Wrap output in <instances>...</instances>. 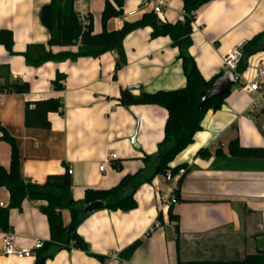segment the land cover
<instances>
[{
  "label": "crops",
  "instance_id": "1",
  "mask_svg": "<svg viewBox=\"0 0 264 264\" xmlns=\"http://www.w3.org/2000/svg\"><path fill=\"white\" fill-rule=\"evenodd\" d=\"M108 1L121 16L108 20L107 32L118 31L123 23H136L149 12L126 18L124 9L134 10L138 0H86L92 17L93 34H101L102 11ZM51 0H0V31H10L13 52L0 46V88L22 82L29 85L26 95L0 93V165L9 171L11 148L1 140L3 131L11 136L19 151L20 177L25 183L44 185L47 176L71 171L72 199L84 198L85 191H109L127 175L142 170V157L153 155L164 137L167 111L158 106L119 104L120 92H172L184 89L178 50L166 37L151 39L152 30L138 29L123 42L124 62L116 72L117 54L107 52L74 62H47L38 69L28 67L22 55L30 45H46L49 34L41 26L39 10ZM183 1H175L166 11L167 23L180 21ZM181 22V21H180ZM192 47L189 54L200 76L210 81L222 73L223 57L243 42L247 44L264 30V0H215L198 10L191 24ZM77 47H57V52H73ZM248 66L264 71L261 53L249 58ZM247 66V67H248ZM61 75L63 90L53 83ZM115 75V78L113 76ZM242 82L232 88L219 111H208L201 130L192 143L179 153L171 169L184 166L185 173L173 180L163 176L141 187L134 199L135 210L123 213L101 210L87 217L76 231L90 253L107 259L101 263L83 251L57 252L46 264H186L194 261H243L264 249V160L233 158L229 145L238 141L243 148H264L261 113L250 112V97ZM138 87V89H135ZM50 99L60 100L59 113H49L48 130L25 128V106ZM3 130V131H2ZM135 138V148L131 139ZM200 152H205L200 154ZM119 162L117 172L112 164ZM104 170L100 171V167ZM183 177L180 186L178 180ZM171 184V185H170ZM152 187V191L148 188ZM178 188V199L168 190ZM143 190V191H142ZM173 197L175 205L161 199ZM0 200L8 203V192L0 188ZM46 202L24 201L20 210L9 211L10 233L0 232V264H34L30 259L7 257L5 236L14 237L17 247L32 248L50 239L47 216L39 211ZM172 206V207H171ZM168 207L178 217L179 245L175 224L168 221ZM161 213L162 220H155ZM67 227L71 214L62 210ZM147 234V237H146ZM136 240L143 244L125 262L119 254Z\"/></svg>",
  "mask_w": 264,
  "mask_h": 264
},
{
  "label": "trees",
  "instance_id": "2",
  "mask_svg": "<svg viewBox=\"0 0 264 264\" xmlns=\"http://www.w3.org/2000/svg\"><path fill=\"white\" fill-rule=\"evenodd\" d=\"M123 0H115L118 7H121ZM215 0H183L182 11L185 13L183 22L170 24H160L152 14L144 15L136 23H123L118 31L107 32L105 25L108 20L121 16L120 12L113 9L106 1L102 11L101 25L104 30L101 34H93L92 17H88V25L83 26L78 16L73 10L74 0H51L47 5H43L39 10V20L41 26L48 32L49 40L46 45H30L22 55L28 67L38 69L47 62L54 64L62 62H74L79 58H98L107 52L117 54L116 72L125 65L122 42L124 38L138 29L149 28L152 30L151 39L166 37L170 40L171 46L178 50L177 60L181 62L183 76L186 79L184 89L161 92L155 94L141 93L139 97L130 94L129 91L120 92V106H158L167 111L165 121L164 137L157 146L155 154L143 156L144 167L134 175H127L121 182L109 191H85L84 198L78 202L72 199L71 178L68 168L60 176H47L44 185L25 183L20 177L19 151L14 139L3 131L1 138L10 148V169L6 171L0 165V188L6 189L9 200L5 209H0V232L10 233L8 226L9 211L20 210L24 201L46 202L45 206L39 207V211L47 216L48 228L50 229V239L44 243L42 249L35 253L34 264H46L57 252L63 249L77 250L85 252L89 257L105 263L107 259L99 255H93L89 251L87 243L77 235L78 226L90 215L84 213V208L94 202H101L103 208L112 212L121 211L127 213L137 208L134 199L137 191L145 184H152L155 178L163 176L164 173L170 175L171 180L178 176L184 166L170 168L174 158L185 150L192 143L193 136L201 130V121L208 111L217 112L221 109L224 99L228 94L209 100L205 106L198 109L202 92L208 90L213 83L221 77L222 73L216 75L210 81H206L200 76L196 62L189 54L192 47V28L194 16L203 5ZM0 46L6 49L10 55H14L12 46L13 38L10 31H0ZM77 50L73 52H57L53 49L57 47H73ZM261 53L264 56V30L252 37L244 45L241 54V62L237 68L238 73H243L248 66L249 58ZM115 78V75L113 76ZM62 81L64 77L58 75L55 78L53 87L56 92L63 90ZM29 92V85L20 81L5 84L0 88V93H12L26 95ZM62 104L60 100L50 99L34 104L32 110L26 104L24 114L25 128L48 130L49 113H59ZM205 152H200L204 154ZM229 154L233 158H244L250 160H264V148L246 149L238 141L229 145ZM117 172L122 170L119 162L112 164ZM183 177L178 180L177 187L183 181ZM173 196L178 199V188L173 190ZM172 207V206H171ZM168 207V221L175 224L176 246L179 245V224L178 217L173 213V208ZM62 210H67L71 214V221L67 227H63L61 221ZM161 213L158 214L156 222L160 224ZM69 228H73L69 232ZM147 237V234H146ZM143 244L136 240L128 248L119 254V258L128 262L134 252ZM181 264V263H179ZM186 264H264V249L253 255H247L243 261H194Z\"/></svg>",
  "mask_w": 264,
  "mask_h": 264
},
{
  "label": "built area",
  "instance_id": "3",
  "mask_svg": "<svg viewBox=\"0 0 264 264\" xmlns=\"http://www.w3.org/2000/svg\"><path fill=\"white\" fill-rule=\"evenodd\" d=\"M86 0H74L73 10L78 16L79 21L83 26L88 25L89 13L85 4ZM112 2L113 0H109ZM175 1L183 0H138L136 9L129 10L124 9L126 18H133L141 12H149L156 17L157 21L160 24H166V11L170 9L171 5ZM185 18L184 11L180 14V21L183 22ZM244 43H239L236 48L229 54L223 57L222 71L233 73L236 83L242 82V91H244L250 97V112L255 113L259 112L264 117V71L256 68L254 66H248L243 73H238L237 68L241 62L242 49ZM135 89H138L136 87ZM2 104V98L0 95V105ZM260 131L264 134V121L260 125ZM104 170V166L100 167V171ZM184 170H180L178 175H183ZM68 174H71V171L68 169ZM152 191V187L148 188ZM169 195L173 196V190H168ZM170 197V196H169ZM168 200V201H167ZM165 203L168 205H175L176 201L173 197L168 198ZM8 203L6 201L0 200V209L7 208ZM3 252L7 257H18L24 259H30L34 256L33 250L42 249L43 245L40 241L33 242L32 248L26 247H17L14 243V237L5 236L3 240Z\"/></svg>",
  "mask_w": 264,
  "mask_h": 264
},
{
  "label": "water",
  "instance_id": "4",
  "mask_svg": "<svg viewBox=\"0 0 264 264\" xmlns=\"http://www.w3.org/2000/svg\"><path fill=\"white\" fill-rule=\"evenodd\" d=\"M234 76L235 75H233V73L222 72L221 77L218 80H216L208 90H205V92H202L201 100L198 105V109L202 110V108L205 106V104L209 100L220 98L221 96L230 93L229 91L237 85ZM134 141H135V138H132L131 143H133V146L137 148ZM163 177L166 180H171L170 175H168L167 173H164ZM102 208H103V204L97 201V202H94L93 204L86 206L83 210L85 214L93 215L95 212L101 211ZM72 231H73V228H69V232H72Z\"/></svg>",
  "mask_w": 264,
  "mask_h": 264
},
{
  "label": "rangeland",
  "instance_id": "5",
  "mask_svg": "<svg viewBox=\"0 0 264 264\" xmlns=\"http://www.w3.org/2000/svg\"><path fill=\"white\" fill-rule=\"evenodd\" d=\"M237 86H235V87H233V88H236ZM171 185V184H170ZM168 198H170L169 196H168ZM162 199V197L160 196V200ZM164 202L167 200H165L164 198L162 199ZM168 201V200H167Z\"/></svg>",
  "mask_w": 264,
  "mask_h": 264
},
{
  "label": "bare ground",
  "instance_id": "6",
  "mask_svg": "<svg viewBox=\"0 0 264 264\" xmlns=\"http://www.w3.org/2000/svg\"><path fill=\"white\" fill-rule=\"evenodd\" d=\"M143 191V190H142Z\"/></svg>",
  "mask_w": 264,
  "mask_h": 264
}]
</instances>
